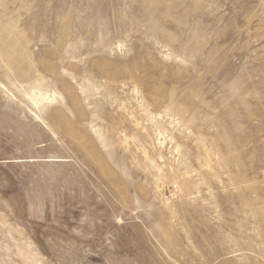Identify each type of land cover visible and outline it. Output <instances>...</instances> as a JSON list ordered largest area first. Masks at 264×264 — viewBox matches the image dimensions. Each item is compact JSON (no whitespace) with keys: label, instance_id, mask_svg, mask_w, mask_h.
I'll return each mask as SVG.
<instances>
[{"label":"rangeland","instance_id":"374dc122","mask_svg":"<svg viewBox=\"0 0 264 264\" xmlns=\"http://www.w3.org/2000/svg\"><path fill=\"white\" fill-rule=\"evenodd\" d=\"M18 245L264 264V0H0L1 264Z\"/></svg>","mask_w":264,"mask_h":264},{"label":"bare ground","instance_id":"6f19581e","mask_svg":"<svg viewBox=\"0 0 264 264\" xmlns=\"http://www.w3.org/2000/svg\"><path fill=\"white\" fill-rule=\"evenodd\" d=\"M6 246V245H5ZM24 246V245H23ZM16 247V246H15ZM28 247V246H27ZM2 248V247H0ZM7 248V246H6ZM29 248V247H28ZM4 249V248H3ZM30 251V250H29ZM16 253L17 255L21 258L22 260V264H43L42 261H40V259L38 260V258H35L34 255H31V253L33 254V252H28L26 247L22 248L21 246L18 245V247L16 248ZM36 256V255H35ZM1 262V261H0ZM2 263V262H1ZM0 263V264H1Z\"/></svg>","mask_w":264,"mask_h":264}]
</instances>
